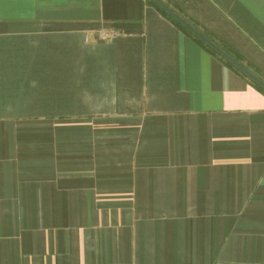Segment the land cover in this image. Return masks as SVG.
Masks as SVG:
<instances>
[{
	"label": "crops",
	"instance_id": "crops-1",
	"mask_svg": "<svg viewBox=\"0 0 264 264\" xmlns=\"http://www.w3.org/2000/svg\"><path fill=\"white\" fill-rule=\"evenodd\" d=\"M162 1L264 76V0ZM0 264H264V94L145 0H0Z\"/></svg>",
	"mask_w": 264,
	"mask_h": 264
},
{
	"label": "trees",
	"instance_id": "trees-1",
	"mask_svg": "<svg viewBox=\"0 0 264 264\" xmlns=\"http://www.w3.org/2000/svg\"><path fill=\"white\" fill-rule=\"evenodd\" d=\"M146 3L154 6L160 13H162L170 22H172L176 27H178L184 34H186L188 37H190L192 40H194L200 47L207 50L209 53H211L214 57H216L220 62H222L224 65L229 67L231 70L236 72L240 77H242L245 81H247L250 85L258 89L261 93L264 94V90L259 87L257 84H255L253 81L248 79L246 76H244L240 71H238L232 64H230L228 61H226L224 58H222L218 53H216L214 50L209 48L206 44H204L200 39L195 37L192 33L187 31L183 26H181L178 22H176L173 18H171L169 15H167L162 9H160L157 5H155L151 0H145ZM169 5V4H168ZM170 6V5H169ZM172 7V6H171ZM179 15H181L184 19H186L189 23H191L195 28H197L199 31H201L204 35H206L208 38H210L213 42H215L218 46H220L223 50H225L228 54H230L233 58H235L237 61H239L241 64H243L246 68H248L250 71H252L255 75L260 77L262 80H264L263 74L256 68L252 67L248 63H246L242 56L234 51L231 47L226 45L225 43H222L220 41H217L213 37H211L209 34H207L201 27L196 25L193 21H191L187 16H185L183 13L179 12L175 8L172 7Z\"/></svg>",
	"mask_w": 264,
	"mask_h": 264
},
{
	"label": "water",
	"instance_id": "water-1",
	"mask_svg": "<svg viewBox=\"0 0 264 264\" xmlns=\"http://www.w3.org/2000/svg\"><path fill=\"white\" fill-rule=\"evenodd\" d=\"M155 5H157L160 9H162L167 15L173 18L176 22H178L181 26H183L187 31L192 33L195 37L200 39L204 44H206L209 48L218 53L222 58L232 64L238 71H240L244 76L253 81L259 87L264 90V80L255 75L252 71L246 68L243 64L233 58L230 54H228L225 50H223L220 46H218L215 42H213L210 38L204 35L201 31L195 28L191 23H189L186 19H184L181 15H179L174 9H172L169 5H167L162 0H151Z\"/></svg>",
	"mask_w": 264,
	"mask_h": 264
}]
</instances>
